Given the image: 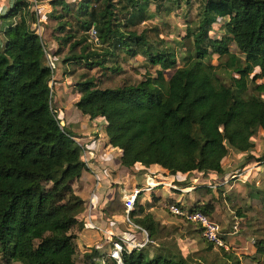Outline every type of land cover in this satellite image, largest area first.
Segmentation results:
<instances>
[{"label":"trees","instance_id":"16d2710c","mask_svg":"<svg viewBox=\"0 0 264 264\" xmlns=\"http://www.w3.org/2000/svg\"><path fill=\"white\" fill-rule=\"evenodd\" d=\"M35 3L15 0L0 15L3 23L6 21L0 26L5 36L0 39V258L7 264H118L111 253H103L98 247H87L78 262L77 231L87 227L82 217L87 201L77 193L75 184L91 165L84 149L92 158L91 149L85 145L93 143L83 144L65 129L53 108L55 72L46 62L47 48L39 32L42 21L32 8ZM48 3L51 11L45 18L56 21L58 54L69 47L64 66L77 63L118 73L123 62L137 56L159 66L156 75L148 74L138 83L118 87L102 88L95 77L85 78L77 84L81 95L75 106L88 119L105 121L101 126L106 147L118 150L123 167L136 175L149 171L160 185L165 181L172 184L168 187L169 205L202 211L212 218L220 199L232 200L225 180H237L243 172L249 173L251 163L257 171L264 167V154H252L256 132L264 131V82L258 81L264 78V0ZM195 3L197 18H189ZM183 6L189 10L185 14L186 34L177 43L182 46L189 40L191 45L181 58L174 48L164 46V40L156 42L148 31L136 29L159 14L169 15L175 7ZM216 24L221 25L222 34L211 35ZM93 29L98 49L89 43ZM232 44L244 59L231 50ZM216 54L228 58L215 65L211 59ZM219 67L229 72L231 84L222 81ZM171 69L175 71L167 77L166 71ZM231 151L246 153V157L235 170L228 171L224 162ZM193 176L202 182L193 184ZM188 190L210 198L198 197L192 204L177 198L180 191ZM143 191L129 213L137 227L125 239L145 241V229L149 236L146 245L135 248L122 242L120 235L106 237H114L112 244L122 243L123 264H202L174 252L160 240L165 227L147 205L161 198L152 194L141 202ZM111 203L110 209L116 205L126 211L118 189ZM244 211L237 208L235 216L245 218ZM189 223L198 226L202 234L198 224ZM235 225L232 219L231 227ZM221 229L225 239L231 231ZM154 239L159 240V246L152 244ZM204 240L210 249H221L234 259L233 264H241L230 250ZM255 245L257 253L264 254V238Z\"/></svg>","mask_w":264,"mask_h":264},{"label":"rangeland","instance_id":"374dc122","mask_svg":"<svg viewBox=\"0 0 264 264\" xmlns=\"http://www.w3.org/2000/svg\"><path fill=\"white\" fill-rule=\"evenodd\" d=\"M36 1V0H31ZM40 1V0H39ZM71 1V0H70ZM41 8H45V14H49V3L43 1ZM40 8V9H41ZM151 10L155 9V5H151ZM37 10V13L40 12ZM198 3H195V7L189 18L195 16L197 18ZM189 13L186 6L181 8L175 7V9L169 15L159 14L155 18L143 22L138 25L136 29L139 32L144 30L148 31L147 34L150 39L164 40V46L172 47L176 50L178 57L181 58L186 53L188 47L191 45V41L185 40L184 45L178 46V41H183V37L186 34L187 21L185 14ZM41 14V13H40ZM42 15V14H41ZM221 24V23H220ZM220 24L215 25V31L211 32V35L222 34L220 30ZM6 25V21L3 23V27ZM56 27V21L48 18L43 20L39 26V32L43 37L45 46L47 48L49 56L46 57V62L51 63L54 69V80L52 81L53 87V108L57 112L58 118L60 119L61 125L72 131L78 136L80 141L85 144L86 137L90 131L100 133L101 140L91 145H85L87 149L91 147L97 151L98 154L96 160L93 163V159L90 157L89 162L91 168L87 171L88 173H94L97 178V182L93 184L92 189V200H88L85 205L83 212L85 216V222L87 224L85 231H79L82 241L80 240L78 248V262L81 263L83 247L82 242L89 245H97L101 247V250H107L106 253H111L113 250L112 246L113 238L106 239L103 236H107L108 231L112 234L118 235H130V231H134L136 225L128 217V213L124 208L120 206L112 205L111 201L114 197L116 189L121 192V204L124 206V198L126 187L131 185L134 181L139 182V189L142 190V186H148L147 181L140 179L139 177H131L134 172L131 169L123 167L120 162V154L117 149L110 148L108 152H105L102 142L105 141L103 134L105 133L101 123L105 121L98 119L92 121L88 117L84 116L78 108L75 106V102L79 99L80 93L78 92V82L89 77H95L99 80V85L102 88L106 87H118L126 83H138L143 80L148 74L156 75V69L159 66H152L143 56H137L129 60L128 62L122 63V70L118 73L111 72L110 70L101 69L96 66L89 68L84 64L70 63L64 66V56L69 50L68 46L60 49L58 54V43L54 39V29ZM158 30L155 31L154 28ZM81 32L78 33V36ZM91 35V33H90ZM97 38L91 35L89 43L93 49H98L96 44ZM231 50L238 56L244 59V55L240 52L235 44L231 45ZM228 57L219 58V56L213 55L211 62L218 65L225 62ZM181 61V59H180ZM175 69L166 71L167 77H170L174 73ZM259 68L255 69L258 72ZM62 72L64 74L62 75ZM218 73L222 81L227 84H231L229 72L219 67ZM253 75H251L250 79ZM259 82H264V78L259 79ZM97 140V138H95ZM256 146L252 151L255 156H261L264 154V131L258 130L255 134ZM91 152V151H90ZM85 157V156H84ZM246 157V153H238L231 151L229 156L224 162V166L228 171L235 170L239 164H241ZM251 163L250 168L247 170L249 173L243 172L238 179H231L229 182L225 180V188L227 194L232 197L231 201L224 202L220 199L217 204V209L213 213L212 218L216 221L221 228L231 231L226 235V241L229 245V254H235L240 259L241 264H264V254L257 253V247L255 242L264 238V167L260 171L256 170L254 165ZM253 172V173H252ZM137 174V173H135ZM244 175V176H243ZM199 178V177H198ZM194 176L191 177L193 184H200L202 179L199 181ZM154 179V178H153ZM155 180V179H154ZM156 186L154 188L155 193L145 190L140 195L139 199L144 202L145 199L148 201L152 194L161 198L158 203L147 205V209L153 212L156 218L161 222L162 226L165 227L160 240L164 244L171 247L174 252L180 253L188 257L191 261H200L202 264H233L234 259L230 258L225 252L218 248L210 249L209 244L204 240L202 234L199 232L198 226L186 222L174 215L168 210V187H161L155 180ZM164 184V183H163ZM253 188H258L257 190ZM261 190V191H258ZM157 191V192H156ZM195 190L180 191L181 195H177V198H186L189 204L195 202L199 198L205 200L210 198V195L201 196L195 194ZM146 201V202H147ZM243 208L246 213L245 218L235 216L237 208ZM232 219H235L237 228H232ZM234 230V231H233ZM233 231V232H232ZM111 237V236H108ZM113 240V241H112ZM160 241V242H161ZM155 246H159V240L154 239L153 243ZM0 264H7L0 258ZM11 264H20L14 262Z\"/></svg>","mask_w":264,"mask_h":264},{"label":"built area","instance_id":"2783aa9c","mask_svg":"<svg viewBox=\"0 0 264 264\" xmlns=\"http://www.w3.org/2000/svg\"><path fill=\"white\" fill-rule=\"evenodd\" d=\"M90 33L92 36L96 37V31L94 29ZM46 56H49L48 51H46ZM53 62L54 60L52 59L50 61V64L49 63L48 64L51 66L52 70L54 71L52 67V65L54 66V64L51 65V63ZM86 151L87 150L84 149V156H85L86 161L89 162V158L86 155ZM90 154L92 156V152H90ZM147 184L148 186H146V188H143L142 190L150 191L156 186L155 180L151 177H148ZM168 186L171 187L172 184H169ZM140 191L141 190L137 188L132 193H129L128 195H126L124 198V205L126 208V212L128 213V217H129L130 211H132L135 208V201ZM168 209L172 214L182 217L183 220L198 224L202 229V236L208 242H211L216 247H222L225 250L230 249L228 243L222 236L221 226L216 221H214L209 215L205 214L202 211H188V210H185L179 207L176 204L169 205ZM142 230L145 232L147 236L145 241L131 242L130 240L121 238L122 242H124L126 245L130 247L143 248L148 242L149 236L145 229H142ZM122 251H123L122 243L119 241L114 242V248L111 251V256L117 259L118 264H123L122 257H121Z\"/></svg>","mask_w":264,"mask_h":264},{"label":"crops","instance_id":"0c3cea01","mask_svg":"<svg viewBox=\"0 0 264 264\" xmlns=\"http://www.w3.org/2000/svg\"><path fill=\"white\" fill-rule=\"evenodd\" d=\"M43 1H47L48 2V0H40L39 2H37V0H36V3H35V5L32 7L33 9H35L36 11L38 10V9H40L41 8V6H42V4L41 3H43ZM15 2V0H0V15L1 14H3V13H5L8 9H9V7H11L12 5H13V3ZM45 11V8L43 9V8H41L40 9V13L42 14V18H40V15H39V12H38V20L39 21H43V20H45L46 18H45V16L47 17V14H45L46 12H44ZM49 11H51V6L49 5ZM45 18V19H44ZM17 20H19V18L18 17H16V21ZM3 25V20H1L0 19V26H2ZM0 39L1 40H4L5 39V36L0 32ZM105 133L103 134V136H102V138L104 137L105 138ZM84 138L86 139V141H87V143L88 144H91V143H95L96 141H97V143H99V140H101V137H100V133L98 132H96V130L95 131H90L89 133H88V135L85 137L84 136ZM95 138H97V140L95 139ZM100 144V143H99ZM100 146H102L103 147V149H104V151L105 152H108V150L110 149V148H112V147H106V140L105 141H103L102 142V145H100ZM91 152H92V159H93V163H94V161L95 162H97L98 163V161L96 160V157H97V151H95L92 147H91V150H90ZM92 166L90 165L89 166V168L87 169V170H85L84 172H83V174H82V177L80 178V180L75 184V188H76V190H77V193L84 199V200H86V201H88V200H92V195H91V193H92V189H94L93 188V184L95 183V179H96V176H95V174L92 172H90V173H88L87 171L91 168ZM136 169L137 170H141L142 169V167L141 166H136ZM148 170V169H147ZM150 170V169H149ZM131 171V170H130ZM132 172V171H131ZM139 177L140 179H142V180H144L145 182L147 181V179H148V177H151V178H153L152 176H151V174L149 173V171L148 172H145L144 174H141V173H139L138 175H136V174H131V177ZM163 183H165V184H162L163 186H161V187H169L168 185L170 184L169 182H167V181H165V182H163ZM138 184H140L139 182H136V181H134L131 185H129L128 187H126V189L124 190V192H126L127 194L126 195H128L129 193H132L135 189H139V185ZM159 185H160V183H158ZM138 185V186H137ZM144 188V186H142V189ZM154 189H152V190H150V191H153ZM157 192V191H156ZM153 193H155V191L153 192ZM88 199V200H87ZM146 200V199H145ZM82 217L83 218H85V216H84V214L82 215ZM86 230V228H84L83 229V231H85ZM131 232V231H130ZM77 233H78V235H79V238H78V245H79V243H80V240L82 241V239H81V236H80V232L79 231H77ZM107 235L109 234H112V233H110L109 231H108V233H106ZM113 235H117L116 233L115 234H113ZM104 238H106L107 236H103ZM121 238H126L125 237V235H121ZM82 247H83V252H85V250H86V248L87 247H98L100 250H101V247H99V246H95V245H89V244H87V243H85V242H82V245H81ZM78 248H79V246H78ZM103 253H106V249L103 251V250H101Z\"/></svg>","mask_w":264,"mask_h":264}]
</instances>
